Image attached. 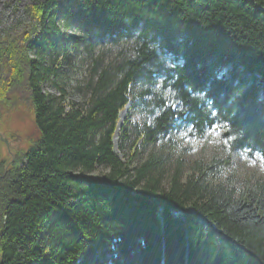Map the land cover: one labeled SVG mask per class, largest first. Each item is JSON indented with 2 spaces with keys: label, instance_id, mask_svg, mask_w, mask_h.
<instances>
[{
  "label": "trees",
  "instance_id": "1",
  "mask_svg": "<svg viewBox=\"0 0 264 264\" xmlns=\"http://www.w3.org/2000/svg\"><path fill=\"white\" fill-rule=\"evenodd\" d=\"M19 1L0 103L26 94L39 138L20 166L0 159V264H264V0ZM75 47L92 60L80 103L58 71ZM130 94L148 117L136 166L112 141ZM214 130L226 157L175 152ZM237 153L263 174L238 175Z\"/></svg>",
  "mask_w": 264,
  "mask_h": 264
},
{
  "label": "rangeland",
  "instance_id": "2",
  "mask_svg": "<svg viewBox=\"0 0 264 264\" xmlns=\"http://www.w3.org/2000/svg\"><path fill=\"white\" fill-rule=\"evenodd\" d=\"M26 3L19 0H0V27L21 26V22H27L24 13ZM21 29H13L17 34L21 33ZM15 34V36L17 35ZM108 47L97 46L95 55L104 56V63L113 61L115 52L111 55L106 54ZM92 67L91 55L86 53L82 47H75L69 51L68 58L62 62L58 71L63 85L66 86L67 101L80 103L83 101V83L88 77ZM43 89L47 93H56L50 84L43 85ZM17 100L11 106L0 103V135L10 142V148L0 140V159L4 161V170L23 162V155L38 140L39 134L34 125L33 109L31 103L26 100L27 95L21 93L20 90L15 92ZM132 95H129V103L119 112L118 121L116 123L115 133L113 135V149L116 154L126 160L129 155L137 151L133 165L136 166L146 156V152L141 148L140 142L136 141L133 145V126H141L148 117L146 112L139 105H132ZM14 102V101H13ZM125 126L128 130L127 137L120 141V128ZM221 130H214L206 141L195 140L187 134L178 135L175 152L184 153L187 159H195L200 157H208L215 152L220 154L222 158L226 157L227 152L222 149V141L220 138ZM120 146H122L120 148ZM233 168L240 176H259L263 174L261 164L256 160L249 158L245 154L237 153L232 157ZM96 171L94 176L99 175Z\"/></svg>",
  "mask_w": 264,
  "mask_h": 264
},
{
  "label": "water",
  "instance_id": "3",
  "mask_svg": "<svg viewBox=\"0 0 264 264\" xmlns=\"http://www.w3.org/2000/svg\"><path fill=\"white\" fill-rule=\"evenodd\" d=\"M227 133H225V135H226ZM0 140L1 141H3L4 143H5V146L7 147V148H9V141H7V139L5 138V137H2L1 135H0Z\"/></svg>",
  "mask_w": 264,
  "mask_h": 264
},
{
  "label": "flooded vegetation",
  "instance_id": "4",
  "mask_svg": "<svg viewBox=\"0 0 264 264\" xmlns=\"http://www.w3.org/2000/svg\"><path fill=\"white\" fill-rule=\"evenodd\" d=\"M9 148H10V142H9Z\"/></svg>",
  "mask_w": 264,
  "mask_h": 264
}]
</instances>
